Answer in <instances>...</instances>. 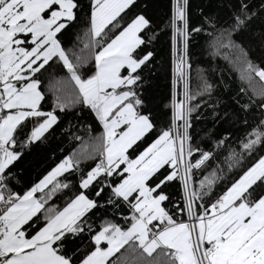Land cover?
<instances>
[{"label": "snow or ice", "instance_id": "1", "mask_svg": "<svg viewBox=\"0 0 264 264\" xmlns=\"http://www.w3.org/2000/svg\"><path fill=\"white\" fill-rule=\"evenodd\" d=\"M148 8L0 0V264H264V87L249 94L264 82V0H216L195 20L172 0L163 25ZM198 37L244 65L230 100L223 70L194 66ZM28 157L52 164L21 191Z\"/></svg>", "mask_w": 264, "mask_h": 264}, {"label": "trees", "instance_id": "2", "mask_svg": "<svg viewBox=\"0 0 264 264\" xmlns=\"http://www.w3.org/2000/svg\"><path fill=\"white\" fill-rule=\"evenodd\" d=\"M141 7L145 3L149 4L148 14L153 18V20L158 24L167 23L169 17L172 13V0H138ZM191 4V16L195 20L199 17L200 9L203 8L206 12L210 11L214 8L216 4V0H190ZM171 33L168 32L166 34L161 35V39L158 44V59L166 58L167 59V74L166 76H161L159 79L153 82L152 88L149 90L152 98L153 107L160 112L163 110V106L165 104H169L171 100V57H170V49H171V41H170ZM199 46L195 49L197 55L195 58V65L198 67H203L206 69L217 70V73L223 70L224 80L230 86L231 91L225 93V99H229L235 94L239 88L242 86V81L240 79L239 69L234 68L229 65L224 59L219 57H212L208 51L207 40L204 37H198ZM252 59L254 62H259L262 57L259 50L252 53ZM264 66V65H262ZM195 76V73H193ZM243 86L245 88H249L247 82H243ZM195 87V84L193 85ZM264 85L259 81L258 78H254L251 88H249V94H251L252 88L259 91ZM85 117L88 123H92L91 118L85 113ZM210 119H203L196 124V130L200 131L201 136L203 135V130H207L211 127ZM99 129L96 130L94 134H98ZM225 132H233L236 133V129L232 127H228L227 125L221 126L217 129V134H222ZM80 134L85 135L83 132ZM238 134V133H237ZM85 140H87V135H85ZM79 142H76L72 145V147H77ZM56 147V145H53ZM64 148H68L69 145L65 143L62 145ZM66 154V153H65ZM52 164L51 161L44 162L40 161L35 157H28L24 162L19 165L17 171L19 174L20 183L17 185L18 190H23L26 187L30 186L36 179H38L39 175ZM178 184H174L169 191L175 193ZM62 203V201H57V204Z\"/></svg>", "mask_w": 264, "mask_h": 264}, {"label": "rangeland", "instance_id": "3", "mask_svg": "<svg viewBox=\"0 0 264 264\" xmlns=\"http://www.w3.org/2000/svg\"><path fill=\"white\" fill-rule=\"evenodd\" d=\"M244 65L242 63L238 64L235 68L239 69V74H240V71L243 69ZM259 79V78H258ZM261 82V81H260ZM263 85H264V82H261Z\"/></svg>", "mask_w": 264, "mask_h": 264}]
</instances>
